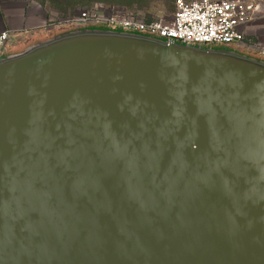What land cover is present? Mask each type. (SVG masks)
I'll list each match as a JSON object with an SVG mask.
<instances>
[{"label":"water","instance_id":"obj_1","mask_svg":"<svg viewBox=\"0 0 264 264\" xmlns=\"http://www.w3.org/2000/svg\"><path fill=\"white\" fill-rule=\"evenodd\" d=\"M49 33L0 57V264H264V56Z\"/></svg>","mask_w":264,"mask_h":264},{"label":"built area","instance_id":"obj_2","mask_svg":"<svg viewBox=\"0 0 264 264\" xmlns=\"http://www.w3.org/2000/svg\"><path fill=\"white\" fill-rule=\"evenodd\" d=\"M106 9L109 10L95 5L79 10L74 15L50 22L46 30L92 25L153 35L183 44L227 45L258 53L253 45L244 44L247 27L264 13L258 0H176L170 17L150 21L120 8ZM8 34V31H0V57L7 53L4 50Z\"/></svg>","mask_w":264,"mask_h":264},{"label":"crops","instance_id":"obj_3","mask_svg":"<svg viewBox=\"0 0 264 264\" xmlns=\"http://www.w3.org/2000/svg\"><path fill=\"white\" fill-rule=\"evenodd\" d=\"M108 11L109 9H105ZM51 17L38 10L33 0H0V31H8L4 52L14 51L37 35L49 33ZM244 44L253 45L264 54V14L247 27Z\"/></svg>","mask_w":264,"mask_h":264},{"label":"rangeland","instance_id":"obj_4","mask_svg":"<svg viewBox=\"0 0 264 264\" xmlns=\"http://www.w3.org/2000/svg\"><path fill=\"white\" fill-rule=\"evenodd\" d=\"M37 6V9L42 10L46 14L51 17V21L49 22H57L67 16L74 15L79 10H82L84 7L91 5V4H103L106 8V5L118 3L123 4L132 8H136L139 10L141 14L146 15V19L154 20L159 18L170 17L173 14V5L176 0H33ZM184 1H199V0H184ZM262 3L264 7V0H258ZM75 4V5H74ZM173 4V5H172ZM74 5L75 7L72 9L66 10V15L64 17H57L58 7H66ZM264 14V13H263ZM50 33H44L41 35H37L36 38H43L48 36ZM255 55V54H253Z\"/></svg>","mask_w":264,"mask_h":264},{"label":"trees","instance_id":"obj_5","mask_svg":"<svg viewBox=\"0 0 264 264\" xmlns=\"http://www.w3.org/2000/svg\"><path fill=\"white\" fill-rule=\"evenodd\" d=\"M172 1H173V0H171V2H172ZM173 3H175V2H173ZM74 5H75V4H74ZM74 5H71V7H70V6H66V7H61V6H59V7H58V11H59V13H57V17H59V18L64 17V16L66 15V14H65V13H66V10L74 8V7H75ZM95 5H100V6L105 7L103 4L98 3V4H91V5H88V6L84 7L83 9H85V8H86V9H89V8L95 6ZM172 5H173V4H172ZM106 6L109 7V8H112V7L120 8V9H122V10L125 11V12L131 13V14H133V15L140 16V17H142V18H143L144 20H146V21H150V20L146 19V15L141 14V13L139 12V10L136 9V8H132V7H129V6H126V5H123V4H118V3L108 4V5H106ZM173 11H174V5H173ZM47 33H48V32H47Z\"/></svg>","mask_w":264,"mask_h":264},{"label":"flooded vegetation","instance_id":"obj_6","mask_svg":"<svg viewBox=\"0 0 264 264\" xmlns=\"http://www.w3.org/2000/svg\"><path fill=\"white\" fill-rule=\"evenodd\" d=\"M254 54H257L259 57H263V52L258 50V53L257 52H253Z\"/></svg>","mask_w":264,"mask_h":264}]
</instances>
